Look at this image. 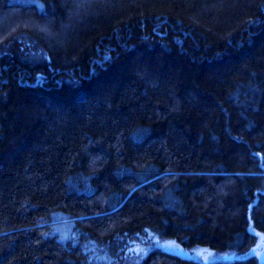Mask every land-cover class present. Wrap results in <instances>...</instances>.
<instances>
[{"label": "trees", "instance_id": "trees-1", "mask_svg": "<svg viewBox=\"0 0 264 264\" xmlns=\"http://www.w3.org/2000/svg\"><path fill=\"white\" fill-rule=\"evenodd\" d=\"M0 34V264H117L148 232L238 254L264 232V0H0Z\"/></svg>", "mask_w": 264, "mask_h": 264}, {"label": "rangeland", "instance_id": "rangeland-1", "mask_svg": "<svg viewBox=\"0 0 264 264\" xmlns=\"http://www.w3.org/2000/svg\"><path fill=\"white\" fill-rule=\"evenodd\" d=\"M11 35H6L2 37L0 34V46L6 47L7 45L13 43V39L9 41L8 37ZM5 38V39H4ZM28 38V37H26ZM23 45V52L30 57H47V52L45 49L34 39H21ZM256 234L255 243L244 252L234 254L231 252H219L214 249H210L208 251L207 248L202 246H194L191 248H186L180 245L176 240L172 238H160L159 236L148 232L145 234H141L136 239H132L128 242L127 246L122 251L120 258L117 261V264H139L147 254L153 249H163L170 252H176V250L181 247L184 250H189L191 253V257L195 260L203 262V259H207L208 263H212L218 260L223 259L224 254H234L237 258H248V257H256L257 264H264V232H260L254 230ZM208 251V252H207Z\"/></svg>", "mask_w": 264, "mask_h": 264}, {"label": "water", "instance_id": "water-1", "mask_svg": "<svg viewBox=\"0 0 264 264\" xmlns=\"http://www.w3.org/2000/svg\"><path fill=\"white\" fill-rule=\"evenodd\" d=\"M207 249H208V251L210 250L209 248H207ZM208 251H207V252H208ZM175 253L181 255L182 257L192 258V257H191V253H190V251H189V250H184V249L181 248V247H179V248L176 250ZM234 257H235L234 254H231V255L224 254V255H223V259H233ZM204 262H205V263H208V261H207L206 258L204 259Z\"/></svg>", "mask_w": 264, "mask_h": 264}, {"label": "snow or ice", "instance_id": "snow-or-ice-1", "mask_svg": "<svg viewBox=\"0 0 264 264\" xmlns=\"http://www.w3.org/2000/svg\"><path fill=\"white\" fill-rule=\"evenodd\" d=\"M250 231H251V229H250ZM262 259H264V257H262Z\"/></svg>", "mask_w": 264, "mask_h": 264}, {"label": "flooded vegetation", "instance_id": "flooded-vegetation-1", "mask_svg": "<svg viewBox=\"0 0 264 264\" xmlns=\"http://www.w3.org/2000/svg\"><path fill=\"white\" fill-rule=\"evenodd\" d=\"M203 262H204V259H203ZM205 263V262H204Z\"/></svg>", "mask_w": 264, "mask_h": 264}]
</instances>
